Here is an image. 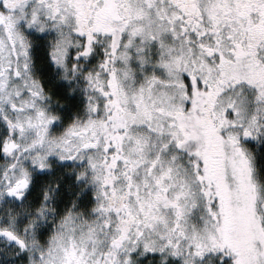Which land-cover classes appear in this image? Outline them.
Here are the masks:
<instances>
[{
	"label": "snow or ice",
	"instance_id": "snow-or-ice-1",
	"mask_svg": "<svg viewBox=\"0 0 264 264\" xmlns=\"http://www.w3.org/2000/svg\"><path fill=\"white\" fill-rule=\"evenodd\" d=\"M0 264H264V0H0Z\"/></svg>",
	"mask_w": 264,
	"mask_h": 264
}]
</instances>
